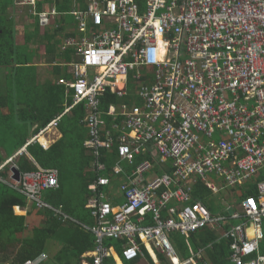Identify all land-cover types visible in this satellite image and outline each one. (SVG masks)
<instances>
[{
  "label": "built area",
  "instance_id": "1",
  "mask_svg": "<svg viewBox=\"0 0 264 264\" xmlns=\"http://www.w3.org/2000/svg\"><path fill=\"white\" fill-rule=\"evenodd\" d=\"M85 1V10L70 14L81 37L68 38L63 46L77 58L69 63L74 79L62 80L71 88L64 114L84 106L90 130L85 146L101 158L116 144L111 131L102 136V99L106 93L128 98V85L137 86L135 99L142 104L110 106V115L123 118L119 158L134 164L155 148L170 168L160 175L156 159L142 162L122 186V205L104 201L109 177L90 187L95 196L87 208L96 219L97 247L85 254L92 262L84 264H104L111 257L118 258L117 264L135 262L145 256L144 246L157 264H164L158 254L166 264L196 263L194 257L183 258L173 235L188 240L209 227L223 230L226 223L232 264H264V180L258 183V198L246 199L230 217L194 201L191 189L198 180L215 194L218 182L227 189L245 188L264 172V0ZM56 15L40 14L41 26L47 28ZM37 141L29 140L0 167V181L37 210L53 209L43 195L60 187V174L43 168L28 152ZM23 154L36 169L20 172L16 181L15 159ZM9 165L11 182L1 176ZM109 239L123 242L122 255L105 245Z\"/></svg>",
  "mask_w": 264,
  "mask_h": 264
},
{
  "label": "trees",
  "instance_id": "2",
  "mask_svg": "<svg viewBox=\"0 0 264 264\" xmlns=\"http://www.w3.org/2000/svg\"><path fill=\"white\" fill-rule=\"evenodd\" d=\"M14 5L15 0H0V167L27 145V143L24 146L21 144L24 138L19 142L9 134L6 129L8 124L22 125L24 133L26 128L31 130L34 128L32 130L34 137L43 128L59 119L57 127L65 138L47 149L43 148L38 141L27 146L28 152L43 168L59 170L60 187L45 193V199L53 209L37 210L35 206H32L34 211H28L26 216L17 215L16 207L23 210L28 208L27 199L0 181V264H26L27 262L42 264L40 261L42 252L48 240L60 245L59 251L53 256L54 264H84L86 261H92L91 258H86L85 254L93 252L97 247L95 234L86 229V227L95 226L92 211L87 209L89 200L95 196L90 190V183L95 179L98 181L104 176L105 171H114L113 166L118 160V141L123 135L121 128L123 118L121 116L115 118L109 112L111 105L119 108L122 101L116 94L106 93L101 103L106 129L112 131L110 124L120 126V129L113 131L115 151L103 150L104 156L101 158L92 153L89 154L85 146L86 139L89 138L87 137L89 127L84 122L86 109L80 105L64 114L66 106H61V100L66 97L65 84L56 82L45 88L38 83L33 72L37 68L36 61L39 60V55L38 49L32 47L35 34L37 35L39 30L37 29L32 37L27 35L18 37L12 13ZM59 11L61 12V8ZM71 60L69 58L67 62ZM58 103L60 104L57 105ZM70 103L71 100L68 104ZM106 129L102 132L104 138ZM67 135L70 136L69 139ZM92 161L106 165L105 170L95 171L97 177L88 171ZM144 161L143 157L138 159V163ZM15 164L22 173L36 169L25 154L18 155ZM96 168H98L97 165ZM9 170L10 167L7 166L1 173L4 179ZM252 189L254 190L248 192L246 198L257 199V187ZM197 190L194 200L201 201L211 213L216 214L218 209L213 199H208L211 198L210 196L206 198L202 186H199ZM66 215L70 218L66 219ZM38 219L41 220L40 223ZM33 222L39 227L33 228L31 235L24 237L29 233ZM182 238L185 241L181 245L182 250L185 251L183 252L185 257L188 256V241L196 250L207 249L214 264L230 263L228 256L231 242L225 241L221 244L215 242V236L210 227L194 233L188 240L185 237ZM34 241L38 242V247ZM211 243H214L212 250L208 248ZM105 245L115 247L116 251L122 255V242L109 239L105 241ZM144 250L148 253L145 246ZM104 264L117 263L111 257L106 259ZM125 264L133 263L125 262Z\"/></svg>",
  "mask_w": 264,
  "mask_h": 264
},
{
  "label": "crops",
  "instance_id": "3",
  "mask_svg": "<svg viewBox=\"0 0 264 264\" xmlns=\"http://www.w3.org/2000/svg\"><path fill=\"white\" fill-rule=\"evenodd\" d=\"M59 8H61V12L59 11ZM79 8H82V10H85L86 8L85 0H35L34 4H26V5H19L17 4L15 0V5L12 10V13L14 14V19L16 22V31L18 33V37L25 36V35H27L28 37H32L35 31L37 29L39 30L38 34L37 35L35 34L34 41H33L34 45L32 47V48L38 49V55H39V60L36 61L37 68L34 70L33 74L36 80L38 81V83L45 86V88H48V86L53 85L56 82L65 84L66 97H64L61 100V106L67 105V101H69V99L67 98V95L71 89L69 86H67L66 83H63L62 80L67 79L68 81H72L74 79V75L72 74V69L69 63L72 62L73 60H77L74 54V51L63 50V46H64V42L66 39L77 38L78 36L81 37V35H79L77 31V28H78L77 23L74 17L70 15L74 11L79 10ZM53 11H55L57 15L50 18V25L47 28L42 27L40 23L39 15L42 13L50 14ZM69 58L72 60L67 62ZM69 76L70 78H68ZM137 88H138L137 86H134L133 84H129L128 85V89H129L128 98H124V99L120 98L122 103L129 102V103L139 104V105L142 104L141 100L135 99V97H137ZM122 103H120V105ZM59 104L60 103H58L57 105ZM114 117L117 118L118 116H114ZM110 125H111L110 127L112 128L111 132L114 134L113 131L116 130L115 124H110ZM6 129L7 131H9V134L13 136L15 139H18L19 142L24 138V141L21 142V144H23L22 146H24L32 138L38 137L39 138L38 142L40 143V145H42L43 148L47 149L51 147L52 145H54L56 142H58L60 139L65 138L64 134L59 131L58 127H52V123L48 127L43 128L34 137L32 136V130H34V128L32 130L30 128H26V132L24 133V129L22 128V125H19L18 123L13 124V125L8 124L6 125ZM105 129H106V126H105ZM106 131L108 130L107 129L105 130V137H106ZM89 135H90V130L88 132L87 137H89ZM66 137L68 139L70 138L69 135H67ZM115 149H116V144L112 151H115ZM2 152H3V155L6 156L4 151ZM87 152L91 154L89 150H87ZM140 157H143V161L148 158L156 159V162L158 164L157 165L158 170L156 174L162 175V174L169 172V168H170L169 164L167 163L163 164L159 155L158 154L155 155V148H152L148 155L138 156L134 164H129V163L125 164L122 160H120L119 155H118V160L113 166L114 171L104 172V176L112 178V185L104 188L102 191L104 193V197H105L104 201L106 203L108 202V203L117 204V205H122L125 203L124 194L122 192V186L125 185V183H128L130 178L135 177L136 172H137V167L141 164V163H138V159ZM96 165L97 163H94V161H92V164L89 167L88 171L92 173L93 175H96L97 177V174L95 171L98 168H96ZM116 167H121L122 172L120 174L116 173L115 171ZM9 171L6 172L5 180H7L8 182H11ZM262 180H264V172H262L261 175L258 176V178H256L252 183H250V185H246L245 188L227 189L226 187H223L222 182H218L216 189L220 191H218L217 194L213 193L205 185L204 182L198 180L197 183H194V185L191 186L192 195L194 199L198 191L197 190L198 187L202 186V188L204 189L203 192L206 198L207 196H210L211 198H208V199H213L212 201L214 202L215 207H217L218 209V212H216V215L231 216L235 212V210L238 209L240 204L243 203L246 199H248L246 198L248 197L247 193L254 190L252 188L254 187L256 188L258 186V183L261 182ZM96 182L97 181L95 179L94 181L90 183V186L95 185ZM256 190L258 191V189ZM196 202L202 203L201 201H198V200ZM32 206L33 205H30L28 203V208L26 210L16 207L15 212L17 215L26 216L28 211L29 212L34 211ZM18 211H21V212L19 213ZM67 218H70V217L66 215V219ZM33 220L35 222V219ZM231 222H232L231 225L238 223L237 220H231ZM95 226H96V219H95ZM37 227L39 226H36V228ZM94 227H86V229L88 231L93 232L92 229ZM229 228H230V225L226 223L225 228L223 230H218L217 232L211 229V232L214 234L215 242H217L218 244H221L222 242H225V241L231 242L229 244L230 254L228 256V259L230 261L229 264H232V261H231L232 240H229L228 238L225 237V233H226L225 230H228ZM30 230L31 228H29V233H30ZM176 235L178 234H174L173 237L176 238ZM31 237L33 238V233ZM34 243L38 247V242L34 241ZM263 244L264 242L262 243V249H263ZM187 245H188L187 246L188 256L185 257L184 254H182L183 258L194 257L196 260L195 264H214L213 263L214 261L212 262V260L210 259L209 253L206 251L207 249L196 250L194 246H191V243H189L188 241H187ZM213 245L214 243H211V245H209L208 248L212 250ZM45 247L46 248H43V252H42L43 256L40 261H42V264H54L53 256L59 251L60 245L55 241L48 240ZM122 249H123V242H122ZM52 250H55V251L51 252ZM263 251L264 249L262 250V252ZM199 252H203V254L198 256ZM158 258L163 260L164 263H166L164 257L162 258L161 254H158ZM155 260H156L155 254L151 251L150 252L148 251V253L146 252L145 256L141 258L139 261H135L131 263L133 264H157ZM5 264H9V263H5ZM26 264H37V263L27 262Z\"/></svg>",
  "mask_w": 264,
  "mask_h": 264
},
{
  "label": "rangeland",
  "instance_id": "4",
  "mask_svg": "<svg viewBox=\"0 0 264 264\" xmlns=\"http://www.w3.org/2000/svg\"><path fill=\"white\" fill-rule=\"evenodd\" d=\"M38 221V223H40L41 222V220L40 219H38L37 220ZM36 226H38V225H36ZM34 224L33 225H31L30 226V228H31V230H30V233H28V234H25L24 235V237H26V236H30L31 235V231L33 230V228L34 227H36ZM183 241H184V239L180 236V235H176V240H175V247H176V249L179 251V253L182 255L183 254V252H185V251H183L182 250V243H183ZM55 250H52L51 252H54ZM264 253V252H263ZM51 254V253H50ZM164 264H166V263H164ZM195 264V263H194Z\"/></svg>",
  "mask_w": 264,
  "mask_h": 264
},
{
  "label": "water",
  "instance_id": "5",
  "mask_svg": "<svg viewBox=\"0 0 264 264\" xmlns=\"http://www.w3.org/2000/svg\"><path fill=\"white\" fill-rule=\"evenodd\" d=\"M13 171L16 173V180L19 181V175H20V171L17 170L16 168H13Z\"/></svg>",
  "mask_w": 264,
  "mask_h": 264
},
{
  "label": "bare ground",
  "instance_id": "6",
  "mask_svg": "<svg viewBox=\"0 0 264 264\" xmlns=\"http://www.w3.org/2000/svg\"><path fill=\"white\" fill-rule=\"evenodd\" d=\"M123 83H124V81H122V82L120 83V85H123ZM18 212L20 213L21 211H18ZM18 212H17V213H18ZM22 213H23V212H22ZM263 254H264V253H263ZM117 259H118V258H117ZM117 259L114 258V261H115V262H118ZM187 264H194V261H189Z\"/></svg>",
  "mask_w": 264,
  "mask_h": 264
},
{
  "label": "clouds",
  "instance_id": "7",
  "mask_svg": "<svg viewBox=\"0 0 264 264\" xmlns=\"http://www.w3.org/2000/svg\"><path fill=\"white\" fill-rule=\"evenodd\" d=\"M24 147H25V146H24ZM20 151H21V150H20ZM8 160H9V159H8ZM6 162H7V161H6ZM6 162H5V163H6ZM5 163H4V164H5ZM4 164H3V165H4ZM9 166H11V165H9ZM10 169H11V168H10ZM15 180H16V179H15ZM16 181H17V180H16ZM9 187H10V186H9ZM43 198H45V195H43ZM45 200H46V199H45ZM33 206H34V205H33ZM118 257L121 258V256H119V255H118ZM112 258H114V257H112ZM86 262H87V261H86ZM86 262H85V263H86ZM116 263H117V262H116Z\"/></svg>",
  "mask_w": 264,
  "mask_h": 264
}]
</instances>
